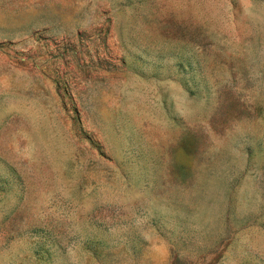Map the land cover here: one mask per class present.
I'll return each instance as SVG.
<instances>
[{
    "label": "rangeland",
    "instance_id": "374dc122",
    "mask_svg": "<svg viewBox=\"0 0 264 264\" xmlns=\"http://www.w3.org/2000/svg\"><path fill=\"white\" fill-rule=\"evenodd\" d=\"M0 264H264V0H0Z\"/></svg>",
    "mask_w": 264,
    "mask_h": 264
}]
</instances>
